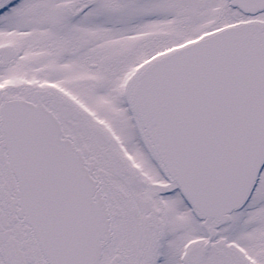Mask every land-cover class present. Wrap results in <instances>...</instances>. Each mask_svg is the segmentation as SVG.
<instances>
[{
  "label": "snow or ice",
  "instance_id": "1",
  "mask_svg": "<svg viewBox=\"0 0 264 264\" xmlns=\"http://www.w3.org/2000/svg\"><path fill=\"white\" fill-rule=\"evenodd\" d=\"M0 264H264V0H0Z\"/></svg>",
  "mask_w": 264,
  "mask_h": 264
}]
</instances>
